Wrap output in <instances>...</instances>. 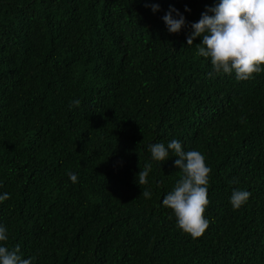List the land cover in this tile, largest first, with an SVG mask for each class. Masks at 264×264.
<instances>
[{
    "label": "trees",
    "instance_id": "1",
    "mask_svg": "<svg viewBox=\"0 0 264 264\" xmlns=\"http://www.w3.org/2000/svg\"><path fill=\"white\" fill-rule=\"evenodd\" d=\"M216 2L0 0L9 248L34 264H264V72L238 81L197 54L201 37L187 44ZM170 6L186 19L179 33L162 19ZM173 139L211 169L199 238L162 203L183 173L150 146ZM234 189L251 193L239 209Z\"/></svg>",
    "mask_w": 264,
    "mask_h": 264
},
{
    "label": "clouds",
    "instance_id": "2",
    "mask_svg": "<svg viewBox=\"0 0 264 264\" xmlns=\"http://www.w3.org/2000/svg\"><path fill=\"white\" fill-rule=\"evenodd\" d=\"M159 10L158 4L152 5V11ZM186 12L191 10L187 7ZM175 14V15H173ZM170 33H179L186 26V19L174 7L169 8L162 17ZM192 33L187 37L188 46L193 45L197 37V54L210 58L216 73L231 75L235 73L238 81H247L255 74L264 72V0H217L214 6L201 14L198 22L192 23ZM211 75V74H210ZM79 106L80 100L71 102ZM152 158L156 161H166L169 151L177 158L174 166L183 173L174 189L163 198V205L172 209L177 227L193 238L201 237L209 227L205 211L210 203L208 199V184L210 167L205 163L204 155L197 150L185 152L180 141L173 139L165 146L155 143L150 146ZM151 171V164H146L137 174L138 184H146ZM67 175L73 183L78 176L74 172ZM145 198L151 193L143 191ZM247 190L234 189L230 203L234 209H239L250 198ZM10 198V194L0 195V202ZM8 230L0 225V264H34L35 256L24 258L20 245L14 248L7 246Z\"/></svg>",
    "mask_w": 264,
    "mask_h": 264
}]
</instances>
